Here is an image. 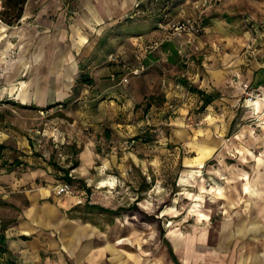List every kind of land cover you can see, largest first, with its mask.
<instances>
[{"label":"crops","instance_id":"0c3cea01","mask_svg":"<svg viewBox=\"0 0 264 264\" xmlns=\"http://www.w3.org/2000/svg\"><path fill=\"white\" fill-rule=\"evenodd\" d=\"M140 2L146 0H27L17 24L0 20V108L5 109L0 111V228H4L11 257L19 264H99L101 260L97 253L86 255V240L93 229L86 220V201L76 194H58L57 187L65 182L56 178L60 172L56 165L68 167L76 159L78 166L70 174L86 184V179L92 180L93 163L103 158L96 146L102 138H88L84 130L86 124L94 128L106 125L113 112H100L94 118L91 106L101 110L107 105L115 113L122 104V93L132 95V99H126L128 105L140 103L143 96L154 93L160 80L166 97H178L183 104L179 118L185 123L192 116L187 105L190 92L181 80L206 91L217 90L221 96L215 101L225 99L223 94L232 91L240 98L241 86L228 84L235 73L244 84L264 90V52L259 61L249 60V64L241 58L247 51L243 43L247 38L244 14L249 11L264 16V0H222L212 5L207 10L210 22L202 35L174 34L161 39L159 47L144 57L146 70L132 76L129 83L119 82V62L124 57L135 60L142 53L137 54L138 47L163 37L166 31L165 26L128 36L114 33ZM188 9V4L174 9L173 20L186 15ZM130 42L135 50L128 49ZM110 54L116 55L117 61L110 60ZM156 67L162 70L161 75L155 73ZM81 74L91 82L79 81ZM21 110L33 111L36 118L56 114L54 121L45 123L41 130L27 128L23 132L19 126L26 120L20 119ZM140 112L141 107H137L136 113ZM146 123H150L148 119ZM147 129L143 124L139 132ZM45 139L53 146L46 147ZM59 145H76L80 151H66L64 157L57 158ZM96 173L101 174L100 170ZM246 174L242 173V179ZM87 185L90 190L91 183ZM82 189L86 195V186ZM244 190L248 192L247 184ZM247 232H258L257 224L237 231L242 235ZM258 234L262 236L264 231ZM161 238L166 244L164 234ZM263 245L261 242L262 247L247 251L242 245L238 254L225 258L226 264H264ZM167 252L175 264L168 246ZM212 264L220 263L213 259Z\"/></svg>","mask_w":264,"mask_h":264},{"label":"rangeland","instance_id":"374dc122","mask_svg":"<svg viewBox=\"0 0 264 264\" xmlns=\"http://www.w3.org/2000/svg\"><path fill=\"white\" fill-rule=\"evenodd\" d=\"M210 8L199 13L190 6L186 11L187 16L200 18L199 31L189 37L202 35L203 22H210ZM244 16L247 38L243 43L247 51L245 56L241 57L242 51L239 56L249 64V60L259 61L264 52V26L258 25L264 16L249 11ZM168 35L146 44L160 42ZM134 46L130 42L128 49L135 50ZM141 51L143 48L138 47L137 54ZM120 62L135 65L137 58L129 61L124 57ZM161 72L159 67L155 68L157 75ZM228 84L241 86L240 98L233 91L223 94L225 99L215 101L204 112H198L197 97L187 95L192 116L185 123L179 118L183 104L178 97H166L160 80L154 93L143 96L140 103L128 105L126 99H132V95L122 93V104L115 113L107 105L101 110L97 105L90 107L94 118L109 112L113 115L98 128L86 124V137L102 138L96 146L103 158L93 163L92 180L86 179V186L92 185L90 191L85 195L82 186L75 183L74 194L82 202L113 209L136 203L157 221L144 220L137 212L115 217L86 208V220L94 229L86 240V255H101L99 264H173L161 238V228L182 264H212L213 259L226 264L225 258L238 254L242 245H246V251L261 246L264 235L258 232L264 231V90L244 87L236 73L228 78ZM137 107H141L139 114ZM4 110L0 108L1 112ZM18 113L20 119L26 120V124L19 126L23 132L27 128L41 130L45 123L50 125L54 121L56 114L45 113L36 118L33 111ZM168 116L170 119L164 121ZM232 118L235 122L230 129ZM143 124L148 129L140 133ZM132 139L134 143L129 145L127 142ZM46 145L53 146L52 141ZM72 149L59 145L57 158ZM99 170L100 175L96 173ZM246 184L248 192L244 190ZM253 222L258 232L237 233L238 228L249 227Z\"/></svg>","mask_w":264,"mask_h":264},{"label":"trees","instance_id":"16d2710c","mask_svg":"<svg viewBox=\"0 0 264 264\" xmlns=\"http://www.w3.org/2000/svg\"><path fill=\"white\" fill-rule=\"evenodd\" d=\"M27 0H0V20L7 25H15L17 24L23 13L24 5ZM187 0H146V2H140L138 5L134 7V10L126 16L120 23L118 30H115L114 33H121V35H130L132 33H135L136 31L140 30H161L160 25L168 23L170 20L173 19L172 14L173 10L176 8H179L184 5V3ZM195 1V0H190ZM205 21L203 22V26ZM148 24V26H146ZM260 27H263V25L258 24ZM120 31V32H119ZM142 35V34H137ZM119 65L121 67V62H119ZM81 82L90 83L91 80L88 78V76H84V74H81L79 79ZM180 84L188 91L190 92V95H194L197 97L198 101V112H204L206 108L214 103L216 99H218L221 94L217 90H210L206 91L202 88H199L197 86H194L190 82L186 80H181ZM151 105V104H150ZM235 120L231 122V127H233ZM140 136H137V138ZM146 141H149L146 140ZM75 146H72V152L74 154H77L80 149L74 148ZM54 165H56L53 162ZM78 166V161L76 159L71 160V163L68 167H62L59 165H56L57 169L60 171L59 174H56V178L58 180H62L61 182H65L67 184L76 185L75 183H79L80 186L85 187L86 184L83 179H75L70 174V170ZM86 191L89 192V188L86 186ZM86 208L88 210H95L103 214H108L111 216H120L124 213H139L143 216L144 220L147 221H157L156 218L153 215H149L142 211L136 203L124 207L119 206L115 209L108 208L99 204H89L86 203ZM161 235L164 234L163 228L160 230ZM24 239H26L25 236H23ZM165 240V243L168 246V250L170 253V256L172 257V260L175 262V264H180L177 260L176 255L174 254L169 242ZM12 253L7 247L6 243V236L4 234V228H0V257L2 258V264H19L14 258L11 257Z\"/></svg>","mask_w":264,"mask_h":264},{"label":"built area","instance_id":"2783aa9c","mask_svg":"<svg viewBox=\"0 0 264 264\" xmlns=\"http://www.w3.org/2000/svg\"><path fill=\"white\" fill-rule=\"evenodd\" d=\"M222 0H195V1H190L187 0L184 4H188L191 6L194 11H197L199 13H202L204 10H206L208 7L217 4L221 2ZM212 4V5H211ZM138 5V4H137ZM199 17L197 19L193 17H189L187 15H184L176 20H170L166 24L160 25L161 29H166L165 34H169L170 36L174 34H187L189 35H196V33L199 31L200 27V21ZM261 25L264 26V20L259 22ZM169 36V35H168ZM160 45V42H150L148 44H145L143 47V53L140 57H137V62L135 65H132L128 62H123L121 65V72H120V79L119 82L121 83H128L130 78L132 76H138L141 73H143L146 70V66L143 63L144 57L147 56V54L155 51ZM112 61H117L116 55L110 54L108 57ZM244 87H248L247 84H244ZM129 145H132L134 143V140H130L127 142ZM75 187L72 184H62L57 187V193L62 194H74L75 193Z\"/></svg>","mask_w":264,"mask_h":264},{"label":"bare ground","instance_id":"6f19581e","mask_svg":"<svg viewBox=\"0 0 264 264\" xmlns=\"http://www.w3.org/2000/svg\"><path fill=\"white\" fill-rule=\"evenodd\" d=\"M256 104H258V102H255ZM110 183H112V182H110ZM190 194V193H189ZM149 203V202H148ZM148 207V206H147ZM147 209H149V208H147Z\"/></svg>","mask_w":264,"mask_h":264}]
</instances>
